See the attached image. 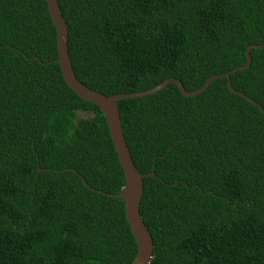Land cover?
<instances>
[{
    "label": "trees",
    "instance_id": "1",
    "mask_svg": "<svg viewBox=\"0 0 264 264\" xmlns=\"http://www.w3.org/2000/svg\"><path fill=\"white\" fill-rule=\"evenodd\" d=\"M56 1L75 77L104 95L167 77L194 90L264 44V0ZM55 39L45 0H0V264H127L122 169ZM248 54L234 91L218 77L116 100L134 167L153 172L138 208L148 264H264V47Z\"/></svg>",
    "mask_w": 264,
    "mask_h": 264
},
{
    "label": "water",
    "instance_id": "2",
    "mask_svg": "<svg viewBox=\"0 0 264 264\" xmlns=\"http://www.w3.org/2000/svg\"><path fill=\"white\" fill-rule=\"evenodd\" d=\"M45 1L51 22L53 23L55 28V43L57 53V57L55 60L59 64L61 75L67 86L78 97L93 102L101 110L108 127V132L113 149L116 153L117 160L122 169L124 182L121 188L119 189V192L116 193L115 196L121 198L124 202L125 218L136 244V253L132 260L127 264H148L152 253V239L139 216L138 208L140 196L142 193V177L152 176L153 172L150 171L141 174L134 167L128 149L126 147L121 126L119 123L116 100L125 97H140L143 95L150 94L163 88L169 82L174 83L182 95L191 96L203 91L213 79L218 77H225L227 79V88H229L230 91H234L230 88L229 74L237 69L246 68L250 63L248 50L252 47H264V44L247 45L244 51L246 56V63L244 65H238L226 72L211 74L204 80L200 87L194 90H186L183 88L178 79L173 77H167L158 84L143 91L104 95L100 92L88 88L75 77L67 53L65 22L61 14L59 13L57 1ZM247 99L257 105V103H255L253 100L249 98ZM39 170L40 169L38 168L37 171ZM82 182L86 185L85 181L82 180Z\"/></svg>",
    "mask_w": 264,
    "mask_h": 264
},
{
    "label": "rangeland",
    "instance_id": "3",
    "mask_svg": "<svg viewBox=\"0 0 264 264\" xmlns=\"http://www.w3.org/2000/svg\"><path fill=\"white\" fill-rule=\"evenodd\" d=\"M82 114H83V115H86V116L88 115L87 113H84V112H83Z\"/></svg>",
    "mask_w": 264,
    "mask_h": 264
}]
</instances>
